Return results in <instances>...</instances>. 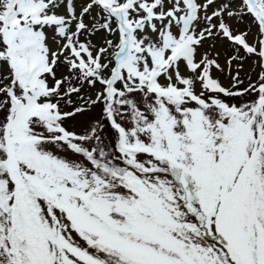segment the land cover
Listing matches in <instances>:
<instances>
[{"label":"snow or ice","instance_id":"obj_1","mask_svg":"<svg viewBox=\"0 0 264 264\" xmlns=\"http://www.w3.org/2000/svg\"><path fill=\"white\" fill-rule=\"evenodd\" d=\"M0 264H264V0H0Z\"/></svg>","mask_w":264,"mask_h":264}]
</instances>
